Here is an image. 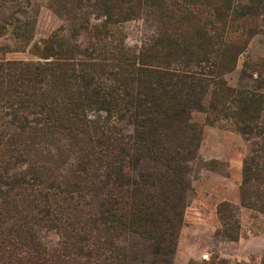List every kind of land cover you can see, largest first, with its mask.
<instances>
[{
    "label": "rangeland",
    "instance_id": "rangeland-1",
    "mask_svg": "<svg viewBox=\"0 0 264 264\" xmlns=\"http://www.w3.org/2000/svg\"><path fill=\"white\" fill-rule=\"evenodd\" d=\"M141 54L175 59L194 87L184 92H202L198 106L177 108L188 143H159L184 158L189 191L170 256H153L130 233L111 243L135 254L134 264H264V101L246 125L230 119L238 95L219 99L206 88L221 65L224 87L264 99V0H0V264H116L100 228L86 242L84 187L101 181L94 129H115V151L133 153L123 143L132 145L135 119L104 122L98 109L102 91L128 78L122 59ZM56 63L82 65V85L95 91L83 102L81 135L52 114ZM145 172L163 170L143 160L131 177Z\"/></svg>",
    "mask_w": 264,
    "mask_h": 264
},
{
    "label": "trees",
    "instance_id": "trees-1",
    "mask_svg": "<svg viewBox=\"0 0 264 264\" xmlns=\"http://www.w3.org/2000/svg\"><path fill=\"white\" fill-rule=\"evenodd\" d=\"M123 60L126 62L124 66L131 69L126 71L125 76L128 78L123 79V82L118 80L119 89L106 87L102 91L104 95L98 111L104 115V122L109 121L112 115L120 120L127 115L135 119L133 143H123L133 153H126L122 149L115 151L114 145L119 140L115 138L119 134L115 129L106 124L94 129L98 134L96 144L100 149L99 159L95 163L99 165L101 181L98 183V190H94L91 183L84 187V194L89 198L84 231L88 237L86 242L89 243L92 233H97L100 228V233L106 239L104 244L114 256L116 264H134L135 254L127 256L121 249L114 248L110 240L116 235L130 233L149 242L153 256L167 257L173 252L181 222V210L189 187L185 179L186 169L182 165L184 158L179 156L180 153H161L163 145L159 146V143L162 137L169 139L168 145L177 138L183 144L188 143L186 118L177 108L198 106L197 98L202 92L199 91L197 95H187L184 92H194V87L191 82L188 87L183 81L187 77L178 74L175 70L178 61L171 57L147 61L141 54L136 58ZM53 67L54 87L58 97L53 100L52 114L67 123L63 127L66 133L81 135L86 129L85 120L80 114L85 107L83 102L88 103V95L95 96V91L86 89V84L82 85L89 81L82 65L56 63ZM76 67L79 68L78 71ZM220 67L221 65H213L214 71L209 75L210 82L206 88L210 85L211 97L228 100L238 95L240 100L236 102L237 107L231 112L230 119L255 125L264 99L256 94L237 93L224 87L220 80V71L224 69ZM111 150L114 153H110ZM186 154L187 159H193L192 153ZM143 160L161 168L163 173L138 174L136 182L131 174H134L139 162ZM89 168L93 166L86 165L84 170ZM100 188L101 199L96 204L97 218H94L91 200L97 198L98 194L94 193H98ZM45 213L48 214V210ZM227 239L234 240L229 237ZM83 258L89 263L92 252H86Z\"/></svg>",
    "mask_w": 264,
    "mask_h": 264
}]
</instances>
